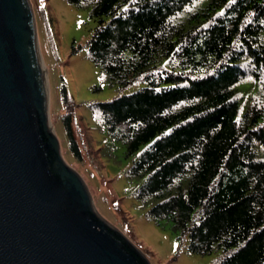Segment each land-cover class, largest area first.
<instances>
[{
	"label": "trees",
	"instance_id": "trees-1",
	"mask_svg": "<svg viewBox=\"0 0 264 264\" xmlns=\"http://www.w3.org/2000/svg\"><path fill=\"white\" fill-rule=\"evenodd\" d=\"M67 1L98 23L86 48L102 81L141 86L91 108L137 155L125 176L150 219L190 254L264 264V0ZM62 98L79 160L78 105Z\"/></svg>",
	"mask_w": 264,
	"mask_h": 264
},
{
	"label": "water",
	"instance_id": "water-1",
	"mask_svg": "<svg viewBox=\"0 0 264 264\" xmlns=\"http://www.w3.org/2000/svg\"><path fill=\"white\" fill-rule=\"evenodd\" d=\"M29 0H0V264H148L96 214L48 126Z\"/></svg>",
	"mask_w": 264,
	"mask_h": 264
},
{
	"label": "rangeland",
	"instance_id": "rangeland-1",
	"mask_svg": "<svg viewBox=\"0 0 264 264\" xmlns=\"http://www.w3.org/2000/svg\"><path fill=\"white\" fill-rule=\"evenodd\" d=\"M34 12L41 60L46 69L48 118L61 148V155L84 180L94 203L96 214L127 239L148 264H217L221 253L190 254L188 243L178 239L171 224L158 226L148 210L135 198V183L126 171L137 155L126 156L122 142L112 141L96 126L92 104L111 102L141 88L124 91L103 82L101 73L88 58L86 45L97 22L89 9L72 6L67 0H29ZM78 105L73 123L82 157L76 159L69 149L63 116L67 113L62 87ZM250 83L240 85L245 89ZM80 120L79 124L77 123ZM90 125L89 130L86 125ZM91 134L93 138L83 136ZM143 148V147H142Z\"/></svg>",
	"mask_w": 264,
	"mask_h": 264
},
{
	"label": "bare ground",
	"instance_id": "bare-ground-1",
	"mask_svg": "<svg viewBox=\"0 0 264 264\" xmlns=\"http://www.w3.org/2000/svg\"><path fill=\"white\" fill-rule=\"evenodd\" d=\"M138 10V9H137ZM40 61H41V65H42V70H43V73H44V79H45V84H46V86H47V81H46V69H45V67H44V64H43V62H42V60H41V57H40ZM49 119V118H48ZM48 126H49V128H50V131H52V129H51V125H50V123H49V121H48Z\"/></svg>",
	"mask_w": 264,
	"mask_h": 264
}]
</instances>
